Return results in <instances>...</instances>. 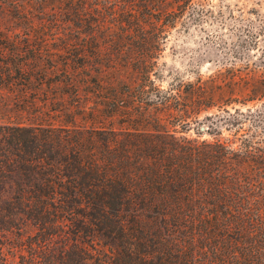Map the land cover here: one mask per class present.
Segmentation results:
<instances>
[{
  "label": "trees",
  "instance_id": "1",
  "mask_svg": "<svg viewBox=\"0 0 264 264\" xmlns=\"http://www.w3.org/2000/svg\"><path fill=\"white\" fill-rule=\"evenodd\" d=\"M39 1L51 13L30 32L61 44L47 63L40 47L0 52V91L36 98L25 84L52 75L98 100L65 123L0 117V264H264V146L243 130L264 105L233 106L264 99V67L161 89L157 51L192 0ZM202 120L233 138L185 135Z\"/></svg>",
  "mask_w": 264,
  "mask_h": 264
},
{
  "label": "rangeland",
  "instance_id": "2",
  "mask_svg": "<svg viewBox=\"0 0 264 264\" xmlns=\"http://www.w3.org/2000/svg\"><path fill=\"white\" fill-rule=\"evenodd\" d=\"M47 6V3L39 0H0L2 54H11V51L16 49L20 54L29 55L35 48L40 47L43 58L44 55L59 48L61 40L58 37L48 34L43 42H39L36 38L38 34L31 33L28 27L30 22H37L44 14L45 18L48 17L51 10ZM68 37V35L64 36L65 39ZM129 51L136 49L130 46L120 51V54ZM157 52L155 75L150 74V78L153 79L154 85L161 89L177 79L185 81L193 80L198 76L205 78L217 72L228 78L233 71H240L243 74L249 66L262 68L264 67V0H192L186 5L185 13L175 26L167 30ZM44 60L43 58L42 62L47 63ZM56 79L57 76L50 75L41 83L35 80L27 82L25 84L27 88H41L36 98H33L32 91L29 90H25L21 97H17L16 92L1 90L0 117L32 122L34 121L32 116L37 115L41 119L50 120L53 124H59L68 120V115L65 116L63 113L68 109H72L71 112L75 110L73 106L77 103H82L88 108L93 107L97 102L98 99L92 94L77 102L67 85L57 83ZM232 87L240 89L235 86H229V89ZM263 105L264 99L248 102L245 106L239 104L233 106L244 111L247 107L257 108ZM8 106L9 109L6 108ZM224 107L232 111L230 105ZM22 108L26 112L20 115L14 111ZM76 110L74 112H77ZM48 113L51 119L46 116ZM212 113L218 112L211 109L209 114ZM96 120L104 122L101 118ZM75 121L83 125L88 119L76 117ZM207 123L202 120L199 124H190L185 135L195 137L198 128L197 130L201 131L199 139L233 138V130L224 125L217 126V134H208L205 131ZM175 129L181 130L178 126ZM243 130L244 136L253 143L264 146V117L256 126L246 123L243 125Z\"/></svg>",
  "mask_w": 264,
  "mask_h": 264
},
{
  "label": "water",
  "instance_id": "3",
  "mask_svg": "<svg viewBox=\"0 0 264 264\" xmlns=\"http://www.w3.org/2000/svg\"><path fill=\"white\" fill-rule=\"evenodd\" d=\"M202 129V127H200Z\"/></svg>",
  "mask_w": 264,
  "mask_h": 264
}]
</instances>
